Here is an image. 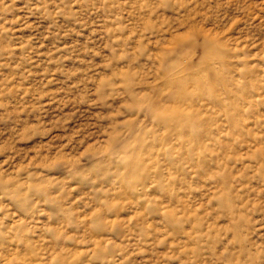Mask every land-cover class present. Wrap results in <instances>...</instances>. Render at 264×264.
I'll list each match as a JSON object with an SVG mask.
<instances>
[{
    "label": "rangeland",
    "instance_id": "rangeland-1",
    "mask_svg": "<svg viewBox=\"0 0 264 264\" xmlns=\"http://www.w3.org/2000/svg\"><path fill=\"white\" fill-rule=\"evenodd\" d=\"M0 264H264V0H0Z\"/></svg>",
    "mask_w": 264,
    "mask_h": 264
},
{
    "label": "bare ground",
    "instance_id": "bare-ground-1",
    "mask_svg": "<svg viewBox=\"0 0 264 264\" xmlns=\"http://www.w3.org/2000/svg\"><path fill=\"white\" fill-rule=\"evenodd\" d=\"M172 98H173V97H172ZM172 98H171V99H172Z\"/></svg>",
    "mask_w": 264,
    "mask_h": 264
}]
</instances>
